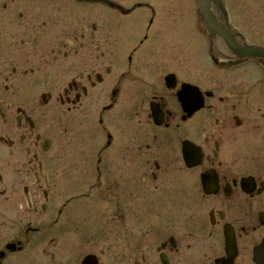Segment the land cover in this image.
Returning <instances> with one entry per match:
<instances>
[{
	"label": "flooded vegetation",
	"instance_id": "af4514ba",
	"mask_svg": "<svg viewBox=\"0 0 264 264\" xmlns=\"http://www.w3.org/2000/svg\"><path fill=\"white\" fill-rule=\"evenodd\" d=\"M93 6L0 0V264H264V69L215 37L221 69L185 81L152 5L121 43ZM227 15L236 49L264 48V0Z\"/></svg>",
	"mask_w": 264,
	"mask_h": 264
},
{
	"label": "rangeland",
	"instance_id": "374dc122",
	"mask_svg": "<svg viewBox=\"0 0 264 264\" xmlns=\"http://www.w3.org/2000/svg\"><path fill=\"white\" fill-rule=\"evenodd\" d=\"M114 3L122 8L129 10L132 9L133 4L145 3L152 5L151 8L153 13V20L151 22V31L149 32V37L152 41L163 42L169 44V48L175 47L181 48L180 52H175L171 54L170 52L165 53L164 57H167L170 64H180L185 68V81L193 82V77L191 73L194 70L201 71L202 76L207 78V75L213 70L211 67V62L205 54V41H203V36L197 34L190 30L189 23L192 22V10L195 4L190 0H113ZM96 6H91V9ZM147 8V7H146ZM150 10V9H149ZM147 9H140L138 11L144 12L143 27L146 26V19L150 17ZM113 11L105 9V39L107 42L111 43H121L128 42V31L122 30L123 26H126L125 21L119 22V19L112 18L109 13ZM133 17V13L131 16ZM119 18H126L124 16H119ZM90 24L97 23L96 12L89 13ZM128 22L133 24V18H129ZM240 22V19H239ZM240 26V25H239ZM91 27V26H90ZM189 30V32H188ZM257 32V33H256ZM251 35V40H258V33L256 31ZM103 33V31H102ZM252 32L249 33V36ZM130 40L129 42H132ZM185 59V61H184ZM258 70V69H257ZM259 71V70H258ZM261 73V71H259ZM190 75V76H189ZM201 85L208 86L207 81H201ZM129 230V228H127ZM122 230L124 228L122 227ZM133 227H131V232ZM123 237V239H122ZM133 238H125L124 234L121 233L120 237L116 238V245L119 247L122 253L125 250L129 251L130 246H133ZM104 259V258H103ZM106 259V258H105Z\"/></svg>",
	"mask_w": 264,
	"mask_h": 264
},
{
	"label": "water",
	"instance_id": "95a60500",
	"mask_svg": "<svg viewBox=\"0 0 264 264\" xmlns=\"http://www.w3.org/2000/svg\"><path fill=\"white\" fill-rule=\"evenodd\" d=\"M199 4H200V15L203 18V26L207 29V31H209L210 34L212 33L217 34L218 36L224 39L226 44H229L230 41L226 38L225 34L222 33L220 30H217L216 28L214 29L215 23L209 11L210 0H199ZM244 55L245 56H262V55L264 56V50L247 48L244 50ZM181 104L183 107H187L189 110L190 109L195 110L200 107V101L198 103L197 102L183 103L182 101Z\"/></svg>",
	"mask_w": 264,
	"mask_h": 264
},
{
	"label": "bare ground",
	"instance_id": "6f19581e",
	"mask_svg": "<svg viewBox=\"0 0 264 264\" xmlns=\"http://www.w3.org/2000/svg\"><path fill=\"white\" fill-rule=\"evenodd\" d=\"M224 2L226 3V0H224ZM210 6H211L210 9H212L213 11L216 9L215 13H218L219 12V14L222 16V11L221 10H223V9H222V4H221V2L219 0H210ZM222 18H223L222 19L223 23L226 22V17H224V12H223V17ZM197 26H198V28L202 29V26H203V18H202L201 15H199V23H198ZM219 27L220 26L215 25L214 26V29L216 28L218 30V29H220ZM213 37L215 38V33L213 34ZM213 45H214V43H213ZM219 45H221V44H219ZM224 46L226 48L228 47V45H224Z\"/></svg>",
	"mask_w": 264,
	"mask_h": 264
}]
</instances>
